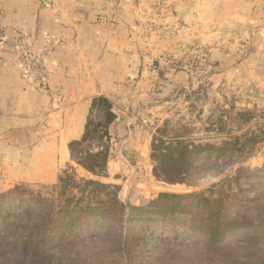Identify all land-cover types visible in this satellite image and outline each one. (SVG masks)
Returning a JSON list of instances; mask_svg holds the SVG:
<instances>
[{"label": "crops", "instance_id": "crops-1", "mask_svg": "<svg viewBox=\"0 0 264 264\" xmlns=\"http://www.w3.org/2000/svg\"><path fill=\"white\" fill-rule=\"evenodd\" d=\"M54 3L47 9L41 0H0L7 36L0 58L6 166L10 154H26L24 164L44 168L39 178L48 183L65 164L77 170L69 144L84 134L98 97L116 115L109 130L121 154L115 167L138 171H152L153 140L169 124L172 106L190 113L199 92L223 103L233 90L235 103L248 109L264 98V0ZM22 39L36 53L50 45L46 92L25 81L15 53Z\"/></svg>", "mask_w": 264, "mask_h": 264}, {"label": "rangeland", "instance_id": "rangeland-1", "mask_svg": "<svg viewBox=\"0 0 264 264\" xmlns=\"http://www.w3.org/2000/svg\"><path fill=\"white\" fill-rule=\"evenodd\" d=\"M202 93L196 94L197 103L192 105L190 113H185L183 106H172L169 124L160 127L154 137L183 135L192 146L204 149L195 157V168L183 184L171 185L158 180L153 175L155 163L152 158V171L149 167L139 171L134 168L118 170L114 160L121 154L118 148H114V136L110 141L113 149L108 178H95L69 162L77 169L75 171L80 178L103 183H114L116 178H120V199L130 207H146L163 193L196 197L184 200L187 207L183 210L179 204L175 215L166 221L156 215L140 217L139 214H127L125 224L116 230L110 227L104 243L90 246L89 261L80 264H251L235 257L217 261L214 259L217 254L207 252L204 220L210 214L214 220L221 218L222 212V215L227 214L240 222L247 218L253 223L235 227L224 236L223 244L230 247L248 244L253 254L264 255V245L256 244H264V202L259 201L264 199L261 194L264 192V98H259L248 109L246 105L235 103L231 97L235 94L233 90L227 92L230 97L222 99L223 103H217L216 95ZM1 156L0 205L18 186L21 191L46 194L43 186L54 185L64 170L72 169L63 165L54 173L55 182L48 183L39 178L40 171L46 172L44 168L24 164L26 154H10L9 166L4 161L7 154ZM131 175H136V178ZM5 206L3 208L7 210L9 204ZM118 232L127 243L123 256L111 255L105 260L106 254L121 249V240L113 237ZM130 251L133 254L129 255ZM236 254L240 257L242 252Z\"/></svg>", "mask_w": 264, "mask_h": 264}, {"label": "trees", "instance_id": "trees-1", "mask_svg": "<svg viewBox=\"0 0 264 264\" xmlns=\"http://www.w3.org/2000/svg\"><path fill=\"white\" fill-rule=\"evenodd\" d=\"M115 120L112 103L105 97L95 98L84 134L69 144L72 160L95 178L108 177L109 130ZM203 150L192 146L183 135L155 138L151 154L155 163L153 175L166 184H183L195 168V157ZM19 188L16 187L0 205V264H80L89 261L90 246L103 244L108 229L123 226L127 214L156 215L166 221L175 215L179 204L183 210L187 207L184 200L196 198L194 195L163 193L146 207H130L120 199L119 186L80 178L73 169L64 170L54 185L43 186L46 194ZM261 194L264 196V192ZM259 201L264 202V199ZM4 205L8 206L7 210ZM222 214L216 220L211 214L204 220L207 252L217 254L214 256L217 261L235 257L245 263L264 264V255L253 254L248 244L233 246L236 248L223 244L224 236L235 227L253 223L247 218L240 222ZM113 237L121 240V249L106 254L105 260L111 255L123 256V248L127 246L120 233ZM241 252L238 257L236 253Z\"/></svg>", "mask_w": 264, "mask_h": 264}, {"label": "built area", "instance_id": "built-area-1", "mask_svg": "<svg viewBox=\"0 0 264 264\" xmlns=\"http://www.w3.org/2000/svg\"><path fill=\"white\" fill-rule=\"evenodd\" d=\"M41 2L47 9L54 8V0H41ZM6 42L7 36L5 30L0 25V58L4 55V45ZM15 53L27 84L37 92H46L48 89L47 62L50 58V45L41 53H36L27 39H22L17 43Z\"/></svg>", "mask_w": 264, "mask_h": 264}]
</instances>
